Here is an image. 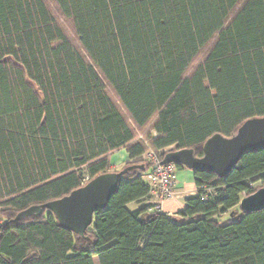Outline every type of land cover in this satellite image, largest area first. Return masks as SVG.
Instances as JSON below:
<instances>
[{"label":"trees","instance_id":"16d2710c","mask_svg":"<svg viewBox=\"0 0 264 264\" xmlns=\"http://www.w3.org/2000/svg\"><path fill=\"white\" fill-rule=\"evenodd\" d=\"M51 1L76 39L47 0H0V264H264V210L239 206L264 184V149L225 178L194 172L176 217L127 208L150 196L148 150L202 157L213 135L264 117V0ZM121 148L145 169L85 236L48 209L15 220L114 172Z\"/></svg>","mask_w":264,"mask_h":264},{"label":"water","instance_id":"95a60500","mask_svg":"<svg viewBox=\"0 0 264 264\" xmlns=\"http://www.w3.org/2000/svg\"><path fill=\"white\" fill-rule=\"evenodd\" d=\"M263 149L264 117H254L245 121L231 137L215 134L209 138L203 146L202 157L193 149L174 150L165 154L162 164H178L193 172H210L225 178L245 154ZM133 169L144 170L145 165H131L120 172L99 175L67 196L22 211L15 220L48 209L61 226L83 237L93 224L94 215L108 206L122 178ZM239 206L246 213L264 210V187L241 199Z\"/></svg>","mask_w":264,"mask_h":264},{"label":"crops","instance_id":"0c3cea01","mask_svg":"<svg viewBox=\"0 0 264 264\" xmlns=\"http://www.w3.org/2000/svg\"><path fill=\"white\" fill-rule=\"evenodd\" d=\"M129 161L130 157L127 150L125 148H121L120 150L113 152L111 155V169L114 172H120L125 169V165ZM175 181L174 196L162 203L161 210H157L156 199L152 195L141 203H130L127 208L130 211H135L146 205H152L154 207L153 210L155 211L171 217L178 216L179 213L183 212L187 208V201L191 198L197 197L199 190L195 182V173L186 167L182 166L176 169Z\"/></svg>","mask_w":264,"mask_h":264},{"label":"built area","instance_id":"2783aa9c","mask_svg":"<svg viewBox=\"0 0 264 264\" xmlns=\"http://www.w3.org/2000/svg\"><path fill=\"white\" fill-rule=\"evenodd\" d=\"M140 138L142 137L140 136ZM163 152L158 153L150 149L142 157L151 165V169L145 179L150 186V195L156 199L157 210H161L162 203L174 196L176 184L175 173L177 167L175 164H162ZM203 189L207 193L201 197V200L208 202L210 197H213V191L206 187H203Z\"/></svg>","mask_w":264,"mask_h":264},{"label":"rangeland","instance_id":"374dc122","mask_svg":"<svg viewBox=\"0 0 264 264\" xmlns=\"http://www.w3.org/2000/svg\"><path fill=\"white\" fill-rule=\"evenodd\" d=\"M47 2L49 4V7H50L52 13L54 14V17L56 18L58 24L64 29V31L66 32V34L70 38L76 39V36H75L74 31H73L71 22L68 19L64 18L60 14V12L58 11V8L56 7V5L51 0H47ZM203 59H204V53L199 57L195 66L198 65L199 63H201L203 61ZM144 180L147 182V180L145 178H144ZM261 187H264V184L261 181L255 182L253 185V188L256 190L261 188ZM227 219H228V215L225 216L224 220L226 221ZM95 264H99L98 260L96 258H95Z\"/></svg>","mask_w":264,"mask_h":264}]
</instances>
